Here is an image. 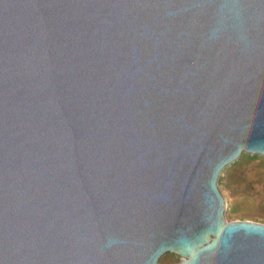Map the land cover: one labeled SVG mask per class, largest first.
I'll use <instances>...</instances> for the list:
<instances>
[{"label":"water","instance_id":"1","mask_svg":"<svg viewBox=\"0 0 264 264\" xmlns=\"http://www.w3.org/2000/svg\"><path fill=\"white\" fill-rule=\"evenodd\" d=\"M264 156V0H0V264H264L221 172Z\"/></svg>","mask_w":264,"mask_h":264},{"label":"rangeland","instance_id":"2","mask_svg":"<svg viewBox=\"0 0 264 264\" xmlns=\"http://www.w3.org/2000/svg\"><path fill=\"white\" fill-rule=\"evenodd\" d=\"M218 188L225 200L227 222L251 221L264 224V156L243 153L227 166L218 178ZM180 257L163 254L159 264H174Z\"/></svg>","mask_w":264,"mask_h":264}]
</instances>
